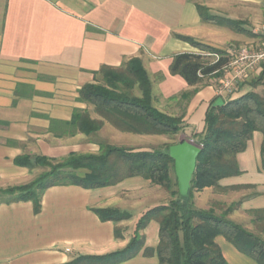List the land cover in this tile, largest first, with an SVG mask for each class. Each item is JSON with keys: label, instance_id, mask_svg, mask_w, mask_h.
Returning <instances> with one entry per match:
<instances>
[{"label": "crops", "instance_id": "0c3cea01", "mask_svg": "<svg viewBox=\"0 0 264 264\" xmlns=\"http://www.w3.org/2000/svg\"><path fill=\"white\" fill-rule=\"evenodd\" d=\"M196 5L211 15L243 22L245 32L229 29L237 38L215 39L220 26L202 22ZM261 5L262 0H0V187L29 182L30 172L13 163L18 156L60 159L70 153L98 154L100 141L93 145L79 133H67L75 110H93L77 101L78 91L93 82L101 67L119 68L133 58L141 60L150 80L154 108L182 119L176 144L195 145L194 136L203 132L208 109L251 92L249 80L262 70L256 68L233 82V71L224 67L200 85L188 87L169 73L172 59L181 53H202L187 40L224 51L236 43L257 47L264 38L255 29ZM192 91L190 97H182ZM262 141L263 135L254 132L246 150L236 157L241 174L219 183L252 187L242 203L244 211L264 209ZM156 187L139 177L94 190L51 187L43 193L37 214L31 202L0 204V264H66L119 251L128 244L138 218L160 204L138 216L132 214L134 207L165 200ZM106 208L132 218L114 224L100 221L92 212ZM115 227L126 229L122 240L115 239ZM140 234L143 249L120 264L158 263L155 255L142 253L156 249L159 225L152 221ZM216 242L227 264H256L223 238Z\"/></svg>", "mask_w": 264, "mask_h": 264}, {"label": "trees", "instance_id": "16d2710c", "mask_svg": "<svg viewBox=\"0 0 264 264\" xmlns=\"http://www.w3.org/2000/svg\"><path fill=\"white\" fill-rule=\"evenodd\" d=\"M196 9L204 23L245 32L241 21L211 15L201 5H196ZM187 42L201 52L219 55L215 63L201 54L181 53L173 57L169 73L181 77L188 87L200 85L203 78L220 73L228 65L229 57L224 50ZM93 76V82L78 91L77 101L93 107L100 120L92 119L86 110H75L66 125L68 134L93 135L102 128L103 121L121 133L133 135H175L182 130L181 118L154 108L151 83L139 58L130 59L119 68L101 67ZM263 78L264 68L250 86L256 88ZM193 92L184 93L182 97L188 98ZM254 132L263 135L260 169L264 171V95L249 92L225 105L210 107L203 132L194 136L193 143L200 154L186 197L177 192L168 148L133 150L100 144L98 154L70 153L60 159L41 155L16 157L15 166L29 171L40 167L47 171L28 183L0 188V204L31 202L37 214L43 193L51 187L76 186L94 190L139 177L163 188L170 201L148 209L139 217L123 249L101 256L80 257L66 264H120L131 260L143 249L144 238L140 233L152 221L159 225V243L156 249L145 248L142 254L145 257L155 255L157 264H227L216 242L219 237L256 264H264V209L248 211L252 226L249 231L227 219L248 197L231 204L220 214L212 207L196 209L192 203L193 192L205 189H217L222 193L252 189L250 186L221 187L219 183L241 174L236 157L246 150ZM215 206L222 208L221 204ZM92 212L100 221L114 224L131 218L130 214L114 208L92 209ZM123 232L121 227H115V239L122 240Z\"/></svg>", "mask_w": 264, "mask_h": 264}, {"label": "rangeland", "instance_id": "374dc122", "mask_svg": "<svg viewBox=\"0 0 264 264\" xmlns=\"http://www.w3.org/2000/svg\"><path fill=\"white\" fill-rule=\"evenodd\" d=\"M263 26H264V1L262 0L260 23L257 24V26L255 28L258 31V33H260V34L263 33L261 30V28ZM216 29H218L217 30L218 34H215V36H216V37H214L215 39L217 38V39L223 41V40H227L230 38H237L236 33H233L232 31H230L227 28L220 27V28H216ZM262 44H264L263 36L260 37L258 46H261ZM238 46H241V45H238L236 43L234 45H231L230 47H228L225 50V56L227 55V57H229V63L231 62V57L227 54L228 49H231V47H238ZM242 46H247V44L242 45ZM200 54L203 56H206V57H210L212 59V63H215V58H213L212 55H217V54H209V53H204V52H202ZM217 56L219 57V55H217ZM229 63H228V65H229ZM228 65L226 67L230 68L233 71L232 67H228ZM258 68L263 70L264 64L259 66ZM261 70H260V72H261ZM259 75L260 74H258L257 76L256 75L253 76V77H255L254 79L256 80V78H258ZM232 78H234V72H233ZM249 81L252 82L251 80H249ZM233 82H234V79H233ZM261 82H262V84H259L256 88H253L251 86V89H252L251 92H255L257 94L264 95V78ZM91 109H93V107H91ZM88 113L90 114V117L92 119L96 120L97 115L93 112V110L91 112H88ZM109 127H112V126L110 124H108L107 122L103 121L102 128L98 132H96L95 134L90 135V136H85V135L81 134L85 139L84 142L89 143V144H93V145H96V142H98V141L101 142L100 144H108V142H109L110 144H114L115 145L114 147H118L116 145L130 146V147H133L132 148L133 150L137 149V147H143L144 149H160V148L166 149L172 145H176V143L179 142V140H180L179 135H180V132L182 131V130L179 131L175 135H159V136L133 135V134L129 135V134L121 133L118 131V133H120V134H125L124 136H119L117 134V132L112 129L113 127L112 128H109ZM101 130H102V132H100ZM75 133H77V132H75ZM100 144H99V150H100ZM119 148H123V147H119ZM125 149H129V148L127 147ZM78 154H80V153H78ZM82 154H95V152L94 153L86 152V153H82ZM27 156H29V155H27ZM34 156H38V155H33L30 157H34ZM46 171H47L46 168H40V167H37V168L33 169L32 171H29L30 175H31L29 181L33 180L34 178L39 176L41 173L46 172ZM82 172L83 171H80V173H82ZM173 172H174V169H173ZM173 172L170 173V177L172 178V181H174ZM20 182L23 183L24 181H20ZM7 186H3L0 188H5ZM153 187H155V185H153ZM157 187H159V186H157ZM157 187H156V189L160 193L165 195V200H162L159 202L156 201L158 203H155L154 201H149V203L143 207H138V208L134 207L133 212H132V214L134 216H138L142 212V210H146L154 204L163 205V204H167L170 201L169 194L163 188H161V187L157 188ZM251 194H252L251 189L250 190L249 189L248 190H241V191H227L225 193L219 192L217 189H205L201 192H193V199H192L193 202L192 203H193L194 208H196V209L207 210V209H210L212 207L215 209L217 214H220L221 212H224V210L227 207H229L231 204H234V203L238 202L239 200H242V198L244 199L245 197H248ZM216 204H221L222 208L215 206ZM241 206L239 208H237L236 210H234L231 214H229L227 216V219L232 221L233 223L241 226L242 228L251 231L252 230V226L250 224L251 217L248 215V211L242 210ZM131 218L127 221H122V222H128L131 220ZM122 222H120V223H122ZM121 228L124 231H126L125 228H123V227H121ZM133 231H134V228H133ZM123 235H124V232H123Z\"/></svg>", "mask_w": 264, "mask_h": 264}, {"label": "water", "instance_id": "95a60500", "mask_svg": "<svg viewBox=\"0 0 264 264\" xmlns=\"http://www.w3.org/2000/svg\"><path fill=\"white\" fill-rule=\"evenodd\" d=\"M199 154L200 149L188 142H181L168 148V155L173 161L177 192L181 197L188 195Z\"/></svg>", "mask_w": 264, "mask_h": 264}, {"label": "built area", "instance_id": "2783aa9c", "mask_svg": "<svg viewBox=\"0 0 264 264\" xmlns=\"http://www.w3.org/2000/svg\"><path fill=\"white\" fill-rule=\"evenodd\" d=\"M264 34V26L261 28ZM227 54L231 57L228 67H232L234 72V81L245 78L250 72L264 64V44L257 47L238 46L228 49ZM215 62L218 61L217 55H212ZM231 84L227 83L229 89Z\"/></svg>", "mask_w": 264, "mask_h": 264}]
</instances>
